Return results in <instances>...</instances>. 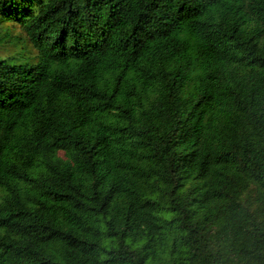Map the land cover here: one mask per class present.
Returning a JSON list of instances; mask_svg holds the SVG:
<instances>
[{"label": "trees", "instance_id": "obj_1", "mask_svg": "<svg viewBox=\"0 0 264 264\" xmlns=\"http://www.w3.org/2000/svg\"><path fill=\"white\" fill-rule=\"evenodd\" d=\"M0 264H264V0H0Z\"/></svg>", "mask_w": 264, "mask_h": 264}]
</instances>
